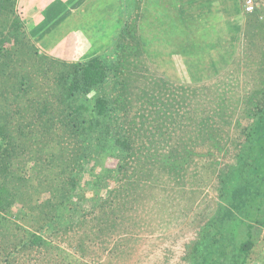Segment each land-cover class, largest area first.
I'll return each instance as SVG.
<instances>
[{"label":"rangeland","instance_id":"1","mask_svg":"<svg viewBox=\"0 0 264 264\" xmlns=\"http://www.w3.org/2000/svg\"><path fill=\"white\" fill-rule=\"evenodd\" d=\"M178 2L17 0V15L43 56L72 63L99 49L106 79L82 102L109 100V130L129 141L121 171L113 156L96 169L106 175L98 207L86 195L87 210L111 206L107 222H54L39 233L65 260L54 250L48 263L45 250H34L23 264H194L191 252L204 234L205 241L215 237L226 262L248 225L255 245L245 264H264V213L253 222V182L240 162L255 150V134H247L264 103V0L251 15L238 0H208L205 10ZM31 6L39 12L29 15ZM41 62L27 66L38 82L50 65ZM5 77L4 86L15 81ZM40 85L46 88L44 79ZM76 187L92 189L85 179Z\"/></svg>","mask_w":264,"mask_h":264},{"label":"trees","instance_id":"2","mask_svg":"<svg viewBox=\"0 0 264 264\" xmlns=\"http://www.w3.org/2000/svg\"><path fill=\"white\" fill-rule=\"evenodd\" d=\"M16 3L17 0H0V264H23L22 256L34 250H45L43 257L51 263L53 259L47 257L49 252L56 250L55 259L65 260L63 251L39 231L51 228L54 222H62L58 227L65 228L77 218H87L97 225L106 223L113 214L110 205L101 213L91 208L87 210L85 205L91 197L94 207L100 203L95 202V198L106 175L96 169L103 158L113 156L118 160L116 171H121L128 158L129 141L121 131L109 130L106 121L112 115L109 100L93 97L86 104L82 102L84 94L106 79L105 64L97 55L99 49L94 48L84 60L72 63L43 56L17 15ZM43 59L50 65L42 78L46 88L39 91L42 79L38 82L39 79L32 77L34 68L27 69V66L42 63ZM5 76L15 81L4 86ZM35 80L38 83L34 87ZM254 122L247 136L251 138L255 134V150L249 148L240 162L244 166L241 173H248L253 182L255 215L251 218L254 223H261L264 103L256 108ZM29 165L32 169L28 172ZM84 179L92 189L76 191V186ZM87 193L93 196L87 199ZM104 201L110 203L109 198ZM29 217L32 221L26 222ZM86 224L81 220L77 228L84 232L88 228ZM248 226L245 239L226 262L213 241L215 237L205 241L206 234L193 246L191 260L194 264H245L255 245L252 226ZM36 258L28 259L35 261ZM67 264L71 263L67 261Z\"/></svg>","mask_w":264,"mask_h":264},{"label":"crops","instance_id":"3","mask_svg":"<svg viewBox=\"0 0 264 264\" xmlns=\"http://www.w3.org/2000/svg\"><path fill=\"white\" fill-rule=\"evenodd\" d=\"M185 0H179V2H178V6H180L181 5V3H183ZM186 1H188L189 2V6L191 7L192 6V8L194 9V10H198V9H201V6H203V5H205V2H207L208 0H186ZM183 7V6H182ZM203 8H204V10H205V6H203ZM28 9H31V10H34V11H29V10H27V13L29 12V15H34V14H36V12H39V9L40 8H37L36 6H31V7H29ZM209 11V10H208ZM243 11H241V13H242ZM244 14V13H243ZM157 15H160V12H157ZM176 16L178 17V15L176 14ZM176 16L174 17V24L176 25V22H175V20H176ZM179 18V17H178ZM175 28H176V26H175ZM174 28V30H167V31H176L177 29H175Z\"/></svg>","mask_w":264,"mask_h":264},{"label":"built area","instance_id":"4","mask_svg":"<svg viewBox=\"0 0 264 264\" xmlns=\"http://www.w3.org/2000/svg\"><path fill=\"white\" fill-rule=\"evenodd\" d=\"M242 6V11L245 15H251L256 11V0H238Z\"/></svg>","mask_w":264,"mask_h":264}]
</instances>
